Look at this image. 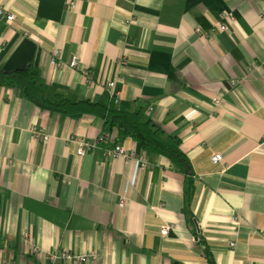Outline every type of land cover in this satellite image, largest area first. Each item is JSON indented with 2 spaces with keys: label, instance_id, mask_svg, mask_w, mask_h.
Instances as JSON below:
<instances>
[{
  "label": "crops",
  "instance_id": "1",
  "mask_svg": "<svg viewBox=\"0 0 264 264\" xmlns=\"http://www.w3.org/2000/svg\"><path fill=\"white\" fill-rule=\"evenodd\" d=\"M0 7L16 16L0 20V70L32 67L48 100L153 121L182 141L195 182L185 214L190 177L168 159L98 117L45 111L0 86V263L210 264L207 247L216 264H264V0ZM81 141L95 145L82 157ZM117 146L133 158L114 157ZM63 252L89 259L52 261Z\"/></svg>",
  "mask_w": 264,
  "mask_h": 264
},
{
  "label": "trees",
  "instance_id": "2",
  "mask_svg": "<svg viewBox=\"0 0 264 264\" xmlns=\"http://www.w3.org/2000/svg\"><path fill=\"white\" fill-rule=\"evenodd\" d=\"M0 86L19 90L27 100L45 111L72 117L86 115L98 117L104 121L106 130H117L122 140L132 138L138 142L146 154L168 159L180 172L190 177L184 210L185 214L189 212L195 193L191 162L181 148L182 141L168 137L165 131L153 121H143L139 113L114 111L91 101L74 103L61 96L54 101L48 100L44 97L42 87L32 67L12 72L0 70ZM200 241L206 245L202 239ZM206 257L210 264H216L207 247Z\"/></svg>",
  "mask_w": 264,
  "mask_h": 264
},
{
  "label": "built area",
  "instance_id": "3",
  "mask_svg": "<svg viewBox=\"0 0 264 264\" xmlns=\"http://www.w3.org/2000/svg\"><path fill=\"white\" fill-rule=\"evenodd\" d=\"M71 5H73V4H71ZM224 18L227 19V16H224ZM0 20L5 22V23H7V24H12L16 20V16L9 8L0 7ZM127 23H132V19L131 18L128 19ZM219 29L221 31H226L227 30V25L225 23L221 24ZM60 55H61V52L59 50L54 51L53 60H52V64L53 65H57V61H58ZM77 65H78L77 59L73 58L72 61H71L70 67L71 68H75V67H77ZM109 87L110 88H114V84L111 83L109 85ZM221 105H222V101L221 100H217L216 101V106L220 107ZM35 135H36V137H40V134L36 133ZM94 147H95L94 144H90V143L81 141L80 142V147H79V150H78V155L80 157H82L86 153L90 152ZM112 154H113L114 157H122V158H125V159H128V160L133 158V156L128 154L124 150V148L122 146H117L115 148V150L112 152ZM212 161L215 164H218V163H220L222 161V156L217 154V155H215L212 158ZM135 163L138 164L139 166H141L142 168L146 167V165H147V162H146L145 158H139V159H137L135 161ZM121 206H123V203L121 204ZM233 221H236V218H233ZM172 230H173L172 226H169V225L164 226L163 229H162V235L164 237H167V236L170 235ZM26 237H27V234H26ZM231 246H234V245H231ZM34 252L37 253L38 252V248H34ZM51 259L54 262L60 261V260H66V261H68V260H77V261H80V262H85L89 258L81 257V256H74V255H72V254H70L68 252H63L61 254L52 255ZM0 264H4V263H0Z\"/></svg>",
  "mask_w": 264,
  "mask_h": 264
},
{
  "label": "bare ground",
  "instance_id": "4",
  "mask_svg": "<svg viewBox=\"0 0 264 264\" xmlns=\"http://www.w3.org/2000/svg\"><path fill=\"white\" fill-rule=\"evenodd\" d=\"M110 84H111V83H110ZM110 84H109V85H110ZM113 84H114V86H115V83H113Z\"/></svg>",
  "mask_w": 264,
  "mask_h": 264
}]
</instances>
